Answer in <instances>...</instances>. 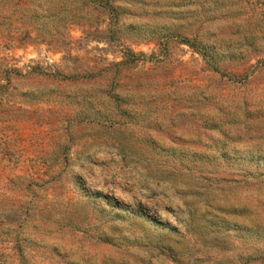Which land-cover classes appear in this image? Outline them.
I'll list each match as a JSON object with an SVG mask.
<instances>
[{
  "label": "rangeland",
  "instance_id": "374dc122",
  "mask_svg": "<svg viewBox=\"0 0 264 264\" xmlns=\"http://www.w3.org/2000/svg\"><path fill=\"white\" fill-rule=\"evenodd\" d=\"M17 1L0 264H264V0L80 1L67 30Z\"/></svg>",
  "mask_w": 264,
  "mask_h": 264
},
{
  "label": "trees",
  "instance_id": "16d2710c",
  "mask_svg": "<svg viewBox=\"0 0 264 264\" xmlns=\"http://www.w3.org/2000/svg\"><path fill=\"white\" fill-rule=\"evenodd\" d=\"M94 2L100 3L101 0H46V5H35L34 0H18L16 3L17 11L22 14V18H29L33 23L42 22V26L63 27L68 29L71 25L81 20L79 3ZM33 5V7L31 6ZM22 20V19H21ZM43 21H48L44 23Z\"/></svg>",
  "mask_w": 264,
  "mask_h": 264
}]
</instances>
